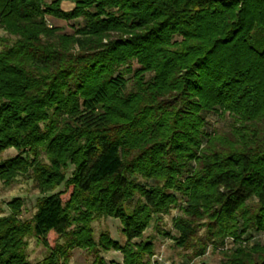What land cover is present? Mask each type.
<instances>
[{"label":"trees","instance_id":"16d2710c","mask_svg":"<svg viewBox=\"0 0 264 264\" xmlns=\"http://www.w3.org/2000/svg\"><path fill=\"white\" fill-rule=\"evenodd\" d=\"M74 1L64 11L59 0H0V26L16 36L0 51V152H21L1 174L25 169L24 149L42 142L53 161L70 154L76 164L64 190L44 185L50 192L32 223L0 217V264H66L57 252L68 237L67 204L121 219L132 240L178 193L187 205L173 240L191 252L188 262L211 246L223 264H264L257 239L264 232V0ZM47 14L84 17V24L77 36L61 35ZM54 110L66 115L67 143L89 138L83 147L55 146L65 136L49 138L52 131L41 127ZM139 112L158 134L131 152L128 140L150 133L142 139L137 131ZM212 113L231 119L227 133L211 129ZM114 120H125L118 135L111 134ZM138 172L152 183L137 181ZM55 176L57 187L65 176ZM30 233L52 254L28 260L22 247ZM153 252L152 242L126 248L125 264H145Z\"/></svg>","mask_w":264,"mask_h":264},{"label":"rangeland","instance_id":"374dc122","mask_svg":"<svg viewBox=\"0 0 264 264\" xmlns=\"http://www.w3.org/2000/svg\"><path fill=\"white\" fill-rule=\"evenodd\" d=\"M52 1L53 0H46L47 3H51ZM59 1L60 8L64 11H71L75 7L74 0ZM45 19L48 27H54L56 32L61 35L77 36L78 34L75 32L84 24V17L67 20L47 14L45 15ZM15 39V35L9 34L0 26V51L5 45L12 44ZM87 39L89 42L91 41L90 37ZM106 41L107 38H104L103 42ZM71 48L74 52L78 51L77 44H73ZM151 75L152 73L147 72L146 78H149ZM126 77L128 78L127 91H130L133 88L132 76L128 74ZM113 102H110V105L115 109H119L117 104ZM51 112L50 119L52 122L50 121L49 125L47 124L48 122H42L41 127L43 129L47 128L48 134L52 131V136H49V138L51 137L54 139L56 137L65 136V125L67 123L66 115L60 113L59 110ZM138 115H141L137 117L138 121L141 119V124H139L140 122L138 121L136 122V124H139L137 125V131L143 133L141 134L142 139H146V137L147 139L141 141V139L136 138V140H133V144L128 140V149H131L129 150L131 152L137 150V147L139 149L151 143L152 140L157 139L156 135L158 134V132H155L156 128L150 130L152 127L156 126L143 122L142 117L144 116L142 112H139ZM209 119L213 131L218 134L228 132L231 119L227 115L226 118H219L215 113H212ZM124 121L125 120H120V122H115L116 125L111 131V134H120V126L118 125L124 123ZM148 131H150V133ZM147 133L149 134L143 138ZM66 137L67 136L64 137V141L61 140L60 142L58 140L55 142V146L61 145L62 148L70 145L69 151L78 150L89 140L88 137H79L77 138V144L73 142L69 144V142L67 143ZM91 137L92 135L90 138ZM65 143L67 144L63 145ZM20 153L21 152L14 147L1 151L0 166L19 157ZM24 153L25 154L22 155L24 160H22V162L24 163L23 165H25V169L16 171L12 177L5 176L1 174L0 171V217L14 215L15 218L21 222L30 224L38 209L40 199L50 192L43 189L44 185H47L48 188L54 192L64 190L66 181L73 176L76 164L74 163V156L72 157L70 154L66 156L68 157L67 159L66 157L61 158L58 156L56 160L53 161L43 142L34 149H24ZM131 158L132 155H130L128 159L131 160ZM196 163L197 162H194V165H196ZM41 166L47 167L42 173L39 171V167ZM55 166H57V168ZM157 170L158 169H156V171ZM46 171L49 172L48 176L45 174ZM60 174H64L65 180L61 185L56 187L54 182L55 175ZM136 176H138L137 181L140 183H152V177L146 179L145 175L139 172L136 173ZM186 176L187 173L182 177L183 181L186 180ZM69 194L70 191L66 194L68 201L71 199ZM177 195L179 198L176 202L170 204L169 211L167 210L165 213L154 214L150 225L145 228L142 235L132 240L127 238L123 230L121 219L98 213L95 207L92 208L91 206H87V208L86 205H80L81 203L78 205H75V202L70 203L71 205L67 204L65 211L70 218L68 237L60 240V249L57 254L62 256L61 259H65L62 261L66 264H125L126 248L135 250L139 248L141 243L152 242L154 252L153 254L144 255L142 260L145 264H223V256L219 250H213L211 246L208 247L203 256L196 257L191 262H188L187 257L191 252L176 245L173 240V236L176 235L174 221L182 214L183 208L187 205L186 201L180 197V194L178 193ZM124 209L126 212L130 211L127 206H124ZM204 230L205 227L201 228L199 234L202 235ZM257 235L258 241L264 243V232ZM69 245L72 246L70 247ZM232 245V242H228V246ZM22 251L31 262L41 261L52 254L51 248L33 233L24 237Z\"/></svg>","mask_w":264,"mask_h":264},{"label":"built area","instance_id":"2783aa9c","mask_svg":"<svg viewBox=\"0 0 264 264\" xmlns=\"http://www.w3.org/2000/svg\"><path fill=\"white\" fill-rule=\"evenodd\" d=\"M226 242H227V244H228V242H232V243H233V239H232V238H228ZM158 260H159V259H158ZM159 261H160V260H159Z\"/></svg>","mask_w":264,"mask_h":264}]
</instances>
